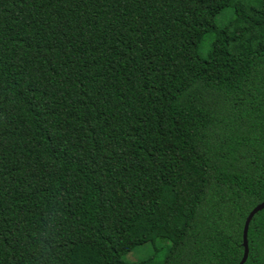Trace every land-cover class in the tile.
<instances>
[{
	"label": "trees",
	"instance_id": "obj_1",
	"mask_svg": "<svg viewBox=\"0 0 264 264\" xmlns=\"http://www.w3.org/2000/svg\"><path fill=\"white\" fill-rule=\"evenodd\" d=\"M263 202L264 0H0V264H240Z\"/></svg>",
	"mask_w": 264,
	"mask_h": 264
},
{
	"label": "rangeland",
	"instance_id": "obj_2",
	"mask_svg": "<svg viewBox=\"0 0 264 264\" xmlns=\"http://www.w3.org/2000/svg\"><path fill=\"white\" fill-rule=\"evenodd\" d=\"M165 245H169L168 243H163L159 247L161 251V254L159 255V260L163 261L165 259V251L168 250V248ZM152 247L149 246H144V247H139L133 252L129 253L128 255L125 256V260L129 263H137L151 255V250Z\"/></svg>",
	"mask_w": 264,
	"mask_h": 264
},
{
	"label": "water",
	"instance_id": "obj_3",
	"mask_svg": "<svg viewBox=\"0 0 264 264\" xmlns=\"http://www.w3.org/2000/svg\"><path fill=\"white\" fill-rule=\"evenodd\" d=\"M264 209V202L257 205L248 215L245 225H244V231H243V245H244V255L243 259L240 262V264H245L248 257H249V241H248V231L250 227V223L252 222L254 216Z\"/></svg>",
	"mask_w": 264,
	"mask_h": 264
}]
</instances>
